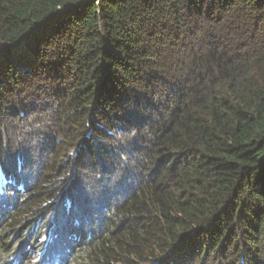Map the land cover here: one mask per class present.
I'll use <instances>...</instances> for the list:
<instances>
[{
	"label": "trees",
	"instance_id": "trees-1",
	"mask_svg": "<svg viewBox=\"0 0 264 264\" xmlns=\"http://www.w3.org/2000/svg\"><path fill=\"white\" fill-rule=\"evenodd\" d=\"M2 48L0 264H264V0H0Z\"/></svg>",
	"mask_w": 264,
	"mask_h": 264
},
{
	"label": "rangeland",
	"instance_id": "rangeland-1",
	"mask_svg": "<svg viewBox=\"0 0 264 264\" xmlns=\"http://www.w3.org/2000/svg\"><path fill=\"white\" fill-rule=\"evenodd\" d=\"M50 25L51 24H47L44 27L39 26V28H36L32 32V34H27L26 36H24L23 37L24 39H21V43L19 45L15 46V47H11V53H12L11 57L16 58L18 55H20V57L22 56L21 59L25 58L24 61H26V63H28L30 61V59H32V57H33L32 47H34L35 41H37V39H40L42 37V35L48 31ZM7 58H9V57H7V55H6V48L0 49V62L2 61L0 63V68L4 65ZM38 81L40 84L44 82L41 80H36V82H38ZM47 84H50V83L45 82L44 85L41 84V85H43L41 87V89L43 88L42 91L40 88H36L37 89L35 91L36 95L34 96V99L31 100L32 101L31 104H35V107H37V109L35 110L34 113L30 114L26 118L27 121L35 122V123H39L40 121L44 122V117L47 114V112H45V109H47L49 106H51L54 103V100H53L54 98H50V95H45L46 92H48L47 90L51 89V85H47ZM39 91H41V92H39ZM43 92H44V94H43ZM28 125L29 124H26L27 138L34 139L35 141H37L39 136H40L39 135L40 133H39V131H35V130H39V128L34 127L33 128L34 130L27 131ZM36 148H39V147L37 146ZM87 187L88 186L86 185V187H84V188H85L86 193L89 195V193L91 191H88L89 188H87ZM95 209L98 210V208H96V206H93V211H95ZM37 247H38V244H37ZM35 250L30 255H28L30 253V251H29V253H27L25 256H23V260L20 261L19 264H38V262H40V260H41L40 251L35 252ZM13 256H14L13 258L9 259L10 263L7 262L6 264H14V261L18 258V254L16 256L14 254Z\"/></svg>",
	"mask_w": 264,
	"mask_h": 264
},
{
	"label": "clouds",
	"instance_id": "clouds-1",
	"mask_svg": "<svg viewBox=\"0 0 264 264\" xmlns=\"http://www.w3.org/2000/svg\"><path fill=\"white\" fill-rule=\"evenodd\" d=\"M18 260V258L14 261V264H19V262L17 261ZM23 260V259H22ZM21 260V261H22ZM41 261V260H40Z\"/></svg>",
	"mask_w": 264,
	"mask_h": 264
}]
</instances>
